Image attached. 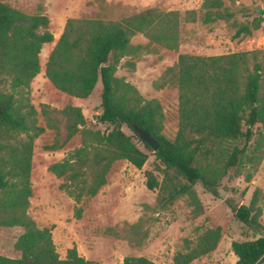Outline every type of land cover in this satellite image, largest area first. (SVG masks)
Returning a JSON list of instances; mask_svg holds the SVG:
<instances>
[{"label": "trees", "instance_id": "trees-1", "mask_svg": "<svg viewBox=\"0 0 264 264\" xmlns=\"http://www.w3.org/2000/svg\"><path fill=\"white\" fill-rule=\"evenodd\" d=\"M234 18L224 0H204L199 10L186 11L184 18L179 11L152 8L120 20L67 21L49 55L45 77L60 92L80 100L88 99L101 82L98 123L106 127L104 131L88 128L79 107L68 105L56 111L42 105L48 128L56 131L48 150H59L81 137L79 148L49 167L50 173L63 179L61 189L71 199L79 204L95 198L119 161L141 170L149 156L135 143V137L164 167L162 184L153 172L146 173L147 189H160L161 209L187 197L194 216L199 217L204 209L197 185L220 198L226 178L241 175L246 166L257 170L264 160V50L210 57L179 55L177 63L153 84L156 90L178 89L179 129L174 141L164 134L165 113L160 102L144 99L135 86L116 76L123 65L134 71L135 60L148 54L151 45L177 52L183 20L208 26ZM49 25L42 5L38 13L29 15L0 2V227L24 230L14 246L20 257L0 255V264H97L82 257L76 247L68 249L62 259L53 227L40 228L29 214L35 143L46 132L39 125L29 92L41 73L42 49L54 42ZM260 29L261 18H254L237 28L233 40L250 37ZM137 35L149 43L134 44ZM56 113L66 121L63 141L60 121L53 117ZM124 127L134 136H128ZM134 127L147 131L159 149L154 152ZM252 178L253 173H247V182ZM243 194L245 197V191ZM262 197V191L256 190L249 206L233 198L226 200L234 218L254 232L253 240L232 242L236 264H264V227L259 221ZM82 212V208L76 210L77 218ZM221 238V228H216L200 233L195 241L187 239L174 264H192L210 255ZM123 264L157 263L146 257H126Z\"/></svg>", "mask_w": 264, "mask_h": 264}, {"label": "rangeland", "instance_id": "rangeland-1", "mask_svg": "<svg viewBox=\"0 0 264 264\" xmlns=\"http://www.w3.org/2000/svg\"><path fill=\"white\" fill-rule=\"evenodd\" d=\"M204 0H0L29 15L38 13V6L44 7L50 19L48 30L57 43L69 19L120 20L124 16L140 13L152 8L161 11L199 10ZM225 7L235 13L229 22L219 21L212 25L182 21L180 28V48L177 52L151 45L149 53L135 60L136 69L119 67L116 76L124 78L135 86L146 100H158L165 113L164 134L174 141L179 129L178 89L168 87L156 90L153 86L162 74L174 66L180 54L196 56H220L232 53L264 50V0H224ZM263 13L258 16L256 11ZM261 18V29L252 36L233 40L241 24ZM47 44L40 56L41 73L31 84L29 96L39 113V125L46 132L36 140L33 168V197L29 214L40 228L53 227V240L62 259L67 250L76 247L79 254L97 264H123L126 257H146L157 264H174L176 254L184 250L187 239L197 240L200 233L208 229L221 228L222 238L216 251L192 264H236L237 257L232 252V242L254 239L252 232L237 221L226 200L233 198L237 203L249 206L256 190L264 196V160L256 171L250 166L242 169L241 175L226 178L220 189V198L207 193L201 185L195 190L203 205V213L194 216V208L187 197H181L172 206L161 209L158 206L160 189L150 191L146 187V173L153 172L159 183L164 180V167L153 153L135 137V143L149 158L139 170L127 161L117 162L108 175L107 184L93 199L76 203L61 189L63 179L49 172V167L61 162L68 154L81 146L78 135L59 150H48L55 142L56 131L48 128L42 115V105L50 110L60 111L68 105L79 107L87 120V127L104 131L106 127L98 123L101 115L102 83L99 82L92 95L85 100L70 97L57 90L45 77L46 53L54 45ZM136 45H147L143 35L133 39ZM50 54V52H49ZM97 120L94 121V117ZM53 117L60 121L61 141L64 140L66 121L59 113ZM123 131L134 136L127 127ZM253 178L247 182V173ZM231 174H235L234 171ZM245 191V197L242 195ZM263 210L259 219L264 227V197L259 203ZM82 208L81 218L76 210ZM138 224V227L135 226ZM24 230L0 227V255L19 258L14 246Z\"/></svg>", "mask_w": 264, "mask_h": 264}, {"label": "water", "instance_id": "water-1", "mask_svg": "<svg viewBox=\"0 0 264 264\" xmlns=\"http://www.w3.org/2000/svg\"><path fill=\"white\" fill-rule=\"evenodd\" d=\"M256 14L258 16H262L263 13L260 9H258L256 11ZM94 121L97 120V117L95 116L94 118ZM134 130L136 132V134H138V136L140 137V139L145 143L147 144L154 152H156L158 149H159V145L158 143L151 137V135L147 132V131H144L140 128H137V127H134ZM261 236L258 235V238H260Z\"/></svg>", "mask_w": 264, "mask_h": 264}, {"label": "crops", "instance_id": "crops-1", "mask_svg": "<svg viewBox=\"0 0 264 264\" xmlns=\"http://www.w3.org/2000/svg\"><path fill=\"white\" fill-rule=\"evenodd\" d=\"M47 45V44H46ZM46 45H44V47L46 46ZM55 45H56V43L54 42V45H53V47H51L50 48V50H48V52L46 53V58H45V60L47 59V56H48V58H49V52L51 53L52 52V50L54 49V47H55ZM48 60V59H47ZM45 74V73H44Z\"/></svg>", "mask_w": 264, "mask_h": 264}]
</instances>
